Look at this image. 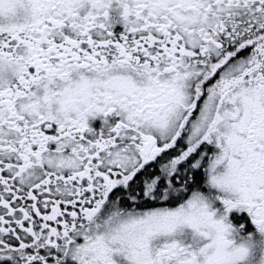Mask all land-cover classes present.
<instances>
[{"label": "snow or ice", "instance_id": "obj_1", "mask_svg": "<svg viewBox=\"0 0 264 264\" xmlns=\"http://www.w3.org/2000/svg\"><path fill=\"white\" fill-rule=\"evenodd\" d=\"M0 264H264V0H0Z\"/></svg>", "mask_w": 264, "mask_h": 264}]
</instances>
